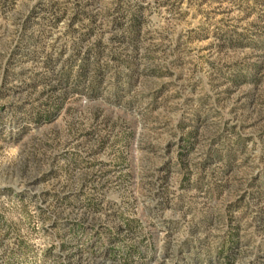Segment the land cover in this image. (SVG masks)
Segmentation results:
<instances>
[{"label": "rangeland", "instance_id": "rangeland-1", "mask_svg": "<svg viewBox=\"0 0 264 264\" xmlns=\"http://www.w3.org/2000/svg\"><path fill=\"white\" fill-rule=\"evenodd\" d=\"M0 264H264V0H0Z\"/></svg>", "mask_w": 264, "mask_h": 264}]
</instances>
